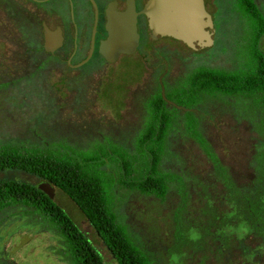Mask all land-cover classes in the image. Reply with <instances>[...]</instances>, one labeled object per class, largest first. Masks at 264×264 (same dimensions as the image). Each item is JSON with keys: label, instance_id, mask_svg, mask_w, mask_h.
Wrapping results in <instances>:
<instances>
[{"label": "rangeland", "instance_id": "1", "mask_svg": "<svg viewBox=\"0 0 264 264\" xmlns=\"http://www.w3.org/2000/svg\"><path fill=\"white\" fill-rule=\"evenodd\" d=\"M217 1L220 27L209 47L196 50L198 59H192L193 53L180 43L160 39L115 62L95 57L77 71L65 65L68 49L54 54L41 49V21L48 19L54 25L61 19L47 18L27 0H0V142L40 148L64 142L84 158H90L97 145L105 148L108 155L102 157L100 170L112 180L111 208L157 264H264L262 238L253 232L243 235L244 226L234 231L229 227L225 186L182 116L166 136L159 164L182 182L170 181L163 197L118 182L129 180L119 150L128 153V159L149 158L147 150L138 146V135L149 113V100L161 92V85L163 92L184 87L187 74L198 66L241 67L242 60L235 56L241 23L228 25L227 1L215 0L216 5ZM62 24L68 46L67 19ZM259 49L264 55V34ZM241 50L245 57L252 53L246 46ZM249 103L242 97L213 95L193 109L197 131L238 188L252 187L254 155L263 147L255 126L257 112ZM0 178L35 185L42 181L14 170L1 171ZM180 184L184 188H178ZM52 199L72 217L106 264H118L62 190L54 186ZM212 211L217 218H211ZM219 217L223 234L218 232ZM63 242L51 222L29 206L0 211V264H70L60 252Z\"/></svg>", "mask_w": 264, "mask_h": 264}, {"label": "trees", "instance_id": "2", "mask_svg": "<svg viewBox=\"0 0 264 264\" xmlns=\"http://www.w3.org/2000/svg\"><path fill=\"white\" fill-rule=\"evenodd\" d=\"M240 6L254 10L252 13L261 19L251 0H240ZM258 29L259 33L264 31V25H259ZM251 55L253 63L244 69L198 66L187 74L184 87L174 88L171 92L165 90L164 94L158 92L149 100V113L138 135V146L148 151L145 152L149 158L128 159V153L118 152L117 148L114 151L119 153L124 174L129 177L128 181L120 178L119 183L143 194L163 197L170 181L182 182L177 174L159 166L166 136L182 116L185 127L191 129L194 137L204 146L215 175L225 186L229 204L225 216L229 227L234 231L238 226H244L246 231L243 235L253 232L264 242V55L256 50ZM213 95L242 97L249 100L250 109L257 112L255 126L263 147L254 155L256 178L250 188L236 186L196 129L193 109ZM93 152L90 158H84L68 149V144L64 142L53 148H40L22 142H0V172H25L62 190L92 225L118 264H157L134 240L111 208L112 180L105 178L100 170L104 163L102 157L107 156L108 151L97 145ZM96 154L99 155L96 157ZM89 163H94L92 168H88ZM178 188H184V185L180 184ZM19 205L33 208L51 222L64 239L65 247L60 252L70 264H106L65 209L35 184L0 178V211ZM209 214L212 219L217 218L214 211ZM220 217L219 233L223 225Z\"/></svg>", "mask_w": 264, "mask_h": 264}, {"label": "flooded vegetation", "instance_id": "3", "mask_svg": "<svg viewBox=\"0 0 264 264\" xmlns=\"http://www.w3.org/2000/svg\"><path fill=\"white\" fill-rule=\"evenodd\" d=\"M35 4V7L39 11H43L47 18H53L54 21L56 19H61V21H56L54 25H52L48 19L41 21L51 29H59L60 34L62 35V44L55 49L53 52L44 51L43 44V28H42V44L41 49L48 53L54 54L55 52L61 50L62 48L68 49V54L64 58L65 65L67 68L72 70H77L82 66H85L88 62H90L93 58H101L103 61H106L102 55L98 51V44L102 39H105L108 35V30L106 28V24L110 17L108 13L112 11H123L126 9L128 3L134 5L136 14V31L138 33V44L136 49L132 53H120L117 61L120 56L124 54H135L139 53L142 47L145 44H150L153 40H172L180 43L183 48L188 49L193 53L192 59H198L200 54L196 51L200 48L209 47L213 42L206 46H202L201 44L194 43L193 46H189L186 41L181 39H176L171 36L166 35H152L150 29V22L147 17L143 13H139L140 9L143 7L146 0H27ZM227 5L224 11L227 13V16L230 20L229 24L234 22L241 23V34L238 39V46L236 48L239 49L236 55L238 58L242 60L241 67L246 68L252 63V56L249 53V56H244L242 54V48L248 47L252 52L254 50L260 51L259 49V40L260 37L264 34V31L259 33V25H264V6L261 0H251L254 6L257 9V12L260 14L261 19L256 17L252 12L254 10L249 8H242L240 6V0H226ZM49 2H53L49 4ZM205 10L210 15V19L213 25V32L211 34V38L213 41V37L216 34L217 28L220 27V19L216 17V7L218 8L219 4L217 1V5L215 0H203ZM223 11V9H220ZM68 21V46L67 37L65 36V25L62 23ZM261 22V24H260ZM226 23V22H224ZM246 23V24H245ZM229 37V34H228ZM229 38L225 39L222 43L224 45L225 41ZM245 43V44H244ZM244 44V45H242ZM78 58L77 60H75ZM165 61V58H163ZM114 61V62H115ZM107 62V61H106ZM214 67V66H211ZM196 68V67H195ZM218 69H223L219 67H214ZM238 69V68H235ZM224 70V69H223ZM232 70V69H225Z\"/></svg>", "mask_w": 264, "mask_h": 264}, {"label": "water", "instance_id": "4", "mask_svg": "<svg viewBox=\"0 0 264 264\" xmlns=\"http://www.w3.org/2000/svg\"><path fill=\"white\" fill-rule=\"evenodd\" d=\"M139 13H143L150 22L152 35H166L206 46L212 42L214 30L210 15L203 0H146ZM134 5L128 3L123 11L108 13L106 24L108 35L98 44V51L107 62H114L120 53H132L138 44ZM43 44L46 52H53L62 44L59 29L51 30L42 22ZM161 93L163 86L161 85ZM36 187L52 198L54 186L42 180Z\"/></svg>", "mask_w": 264, "mask_h": 264}]
</instances>
